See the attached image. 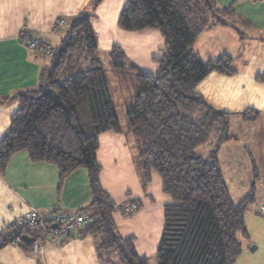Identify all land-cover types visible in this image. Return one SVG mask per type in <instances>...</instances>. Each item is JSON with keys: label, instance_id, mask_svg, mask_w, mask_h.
<instances>
[{"label": "trees", "instance_id": "obj_1", "mask_svg": "<svg viewBox=\"0 0 264 264\" xmlns=\"http://www.w3.org/2000/svg\"><path fill=\"white\" fill-rule=\"evenodd\" d=\"M103 1L90 0L80 13L58 19L59 41L44 38L52 53L36 49L50 58L38 88L0 98V104L20 103L0 141V175L21 151L33 162L56 165L61 180L85 168L92 200L81 211L93 222L71 239L90 235L100 264H148L137 253L134 238L118 231L113 217L117 206L100 180L99 137L122 130L93 26ZM233 7L221 8L216 0H128L119 18L122 30L156 29L165 39L159 70L138 76L140 91L133 108L126 110L127 132L136 158L143 162L144 183L156 171L172 198L165 206L158 264H234L243 252L242 238L248 236L245 213L252 198L234 202L219 160L222 145L234 138L232 114L209 106L196 91L213 71L234 73L229 56L204 61L194 50L207 29L244 21ZM27 36L23 35L26 42ZM108 56L118 71L134 68L120 46ZM258 78L264 80V75ZM242 114L246 121L258 116L251 109ZM13 228L0 234V248L19 235L18 246L33 253L36 238Z\"/></svg>", "mask_w": 264, "mask_h": 264}, {"label": "crops", "instance_id": "obj_2", "mask_svg": "<svg viewBox=\"0 0 264 264\" xmlns=\"http://www.w3.org/2000/svg\"><path fill=\"white\" fill-rule=\"evenodd\" d=\"M127 1L104 0L99 5L97 18L93 21L99 50L108 54L114 46H120L127 57L139 62L146 72L156 73L165 39L156 29L122 30L118 22ZM89 2L0 0V98L38 88L42 83V70L50 65V58L29 48L23 35L57 42L62 35L55 29L58 19L80 13ZM216 2L221 8L233 5L245 22L235 27L219 25L207 29L196 40L194 50L204 61L229 56L234 73L213 71L198 83L196 91L209 106L232 114L230 131L233 128L246 134L249 128L251 133L254 130L264 132V80L258 78L264 75V0ZM114 96L115 101L119 96ZM19 106L18 100L0 104V141ZM250 109L258 116L256 120L246 121L242 113ZM116 110L119 114L121 109L116 106ZM127 131L126 122L121 132L106 131L100 135L97 151V159L102 165L100 179L117 206L113 217L120 234L134 238L140 257H157L165 206L172 203V198L164 192L162 178L156 171H152L150 181L144 183L143 162L136 158ZM231 141L224 143L219 152L224 178L223 162L232 159L226 160L222 150ZM91 200L85 168L76 169L61 180L56 165L33 162L26 151L18 152L11 157L5 173L0 175V234L9 229L8 225L22 221L30 207L46 216L57 210L84 209ZM130 200L138 204L134 213L119 208ZM38 242L44 245L41 254H29L17 245L0 248V264H100L90 235L72 238L64 245L51 244L46 239ZM248 253L243 247L238 257L246 258L242 264H247L250 259ZM239 261L237 259L235 263Z\"/></svg>", "mask_w": 264, "mask_h": 264}, {"label": "rangeland", "instance_id": "obj_3", "mask_svg": "<svg viewBox=\"0 0 264 264\" xmlns=\"http://www.w3.org/2000/svg\"><path fill=\"white\" fill-rule=\"evenodd\" d=\"M95 18H97V10ZM100 57L113 93L119 96L115 102L116 106L121 109L118 116L120 125L123 126L127 122L126 110L133 108L135 96L140 91L137 87L138 76L148 72L139 62L129 57L127 63L134 68L126 72L114 69L108 54L101 52ZM246 130L245 134L231 129L230 134L236 140L231 139V143L223 147L224 158L232 159L223 162V169L234 202H239L247 196L252 198L247 204L245 213L248 236L242 238L244 250L250 254L247 264H264V254H260L264 252V214L260 210L264 202V132L254 130L251 133L249 128ZM156 258L155 255L147 257L148 264H158ZM245 259L238 258L240 260L238 264H242Z\"/></svg>", "mask_w": 264, "mask_h": 264}, {"label": "built area", "instance_id": "obj_4", "mask_svg": "<svg viewBox=\"0 0 264 264\" xmlns=\"http://www.w3.org/2000/svg\"><path fill=\"white\" fill-rule=\"evenodd\" d=\"M64 23L65 20L62 19L60 24ZM27 46L31 49H38L45 55L52 53L50 42L35 35L27 36ZM137 209L138 204L133 200L121 205V210L129 213H134ZM260 210L264 214V202ZM92 222L93 217L81 210H58L54 214L45 216L37 208L30 207L25 212L22 221L8 226H14V231L24 233L25 236L36 238L33 253L41 254L44 251V245L38 241L46 239L51 244L64 245L71 239V236L77 235L81 230L91 225ZM19 243L20 236L18 235L10 241L9 245L18 246Z\"/></svg>", "mask_w": 264, "mask_h": 264}, {"label": "bare ground", "instance_id": "obj_5", "mask_svg": "<svg viewBox=\"0 0 264 264\" xmlns=\"http://www.w3.org/2000/svg\"><path fill=\"white\" fill-rule=\"evenodd\" d=\"M42 38V37H41ZM44 39V38H43Z\"/></svg>", "mask_w": 264, "mask_h": 264}]
</instances>
